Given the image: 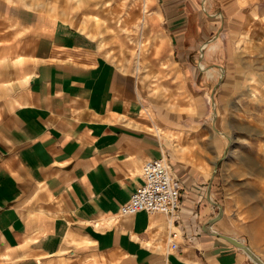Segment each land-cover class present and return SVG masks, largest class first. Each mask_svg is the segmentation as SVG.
I'll use <instances>...</instances> for the list:
<instances>
[{
  "label": "crops",
  "instance_id": "1",
  "mask_svg": "<svg viewBox=\"0 0 264 264\" xmlns=\"http://www.w3.org/2000/svg\"><path fill=\"white\" fill-rule=\"evenodd\" d=\"M23 1L0 0V264H252L230 239L243 240L225 230L218 151L206 165L170 159L157 131L142 125L132 71L99 52L90 22ZM225 4L152 0L160 16L146 24L188 57L207 37L205 14ZM162 154L182 187L175 249L168 215H119L142 184V163Z\"/></svg>",
  "mask_w": 264,
  "mask_h": 264
},
{
  "label": "rangeland",
  "instance_id": "2",
  "mask_svg": "<svg viewBox=\"0 0 264 264\" xmlns=\"http://www.w3.org/2000/svg\"><path fill=\"white\" fill-rule=\"evenodd\" d=\"M151 1L83 0L75 7L69 0H34L56 9L55 18L77 24L86 18L99 52L132 71L146 108L142 125L157 131L170 159L206 165L218 151L225 230L260 261L242 250L250 263L264 264V0H225L205 14L207 46L188 48V57L140 23L143 7L152 19L157 14ZM34 6L28 8L44 11Z\"/></svg>",
  "mask_w": 264,
  "mask_h": 264
},
{
  "label": "built area",
  "instance_id": "3",
  "mask_svg": "<svg viewBox=\"0 0 264 264\" xmlns=\"http://www.w3.org/2000/svg\"><path fill=\"white\" fill-rule=\"evenodd\" d=\"M142 184L120 205L119 215L164 213L168 215L167 248H176V211L181 195V181L172 173L166 156L144 161L141 166Z\"/></svg>",
  "mask_w": 264,
  "mask_h": 264
},
{
  "label": "bare ground",
  "instance_id": "4",
  "mask_svg": "<svg viewBox=\"0 0 264 264\" xmlns=\"http://www.w3.org/2000/svg\"><path fill=\"white\" fill-rule=\"evenodd\" d=\"M141 17H140V23H142V25L144 26L145 25V23L147 22V20H149L150 18V14L147 12V10H146V8L145 7H143L142 8V11H141ZM149 23V22H148ZM206 45V43L202 46V47H204ZM140 49V48H139ZM139 53L140 52H138V55H139ZM138 65V64H137ZM137 67V66H136ZM261 83V82H260ZM241 246H240V249H243L245 252H247L249 255H250V257L253 259V260H255V261H257V262H259L260 263V261L258 260V258L255 256V254H253L251 251H250V249L248 248V246H246L245 245V247L243 246V244H240Z\"/></svg>",
  "mask_w": 264,
  "mask_h": 264
},
{
  "label": "water",
  "instance_id": "5",
  "mask_svg": "<svg viewBox=\"0 0 264 264\" xmlns=\"http://www.w3.org/2000/svg\"><path fill=\"white\" fill-rule=\"evenodd\" d=\"M202 47V46H201ZM203 48V47H202ZM214 169H216V163H215V168ZM231 240V242L235 245V246H237V247H239L240 248V244L238 243V242H236V241H234V240H232V239H230ZM244 247H245V245H243Z\"/></svg>",
  "mask_w": 264,
  "mask_h": 264
},
{
  "label": "trees",
  "instance_id": "6",
  "mask_svg": "<svg viewBox=\"0 0 264 264\" xmlns=\"http://www.w3.org/2000/svg\"><path fill=\"white\" fill-rule=\"evenodd\" d=\"M219 164H220V162L218 161V162L216 163V168H219Z\"/></svg>",
  "mask_w": 264,
  "mask_h": 264
}]
</instances>
